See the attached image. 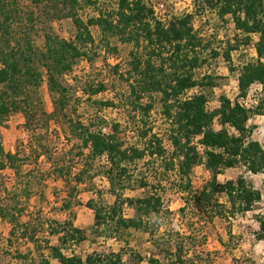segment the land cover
<instances>
[{"label": "trees", "instance_id": "trees-1", "mask_svg": "<svg viewBox=\"0 0 264 264\" xmlns=\"http://www.w3.org/2000/svg\"><path fill=\"white\" fill-rule=\"evenodd\" d=\"M109 1L114 4L111 9L100 6V0H29L30 6L18 0H0V127L14 113H22L26 125L34 116L45 123L50 119L59 122L68 130L66 140L74 141L72 147H77V157L82 159L73 177L75 184L89 176L97 159L105 158L100 174L106 179L113 200L104 203L97 193L98 199L86 202L85 206L93 212L92 240L120 241L131 229L148 235V264H214L215 259L206 247L205 228L216 218L229 220L245 214L261 200V192L250 179L239 176L220 184L216 176L235 166H241L249 175L264 173V149L252 139V128L246 126L253 113L264 114L263 105L248 109L238 101L247 96L253 84L264 87V0H192V13L172 16L166 23L154 17L144 0ZM42 7L51 16L49 22L70 21L73 29L70 38L48 32L41 46L34 44L32 8L40 11ZM89 8L94 9V14L83 18L81 12ZM207 14L233 25V37L221 52L227 63L231 51L241 46L252 44L255 54L253 60L238 69L237 97L231 100L221 96L215 110L207 109L216 86L215 78L208 73L196 76V70L210 68V61L220 54L192 24L194 16L204 18ZM91 28H96L104 41L96 43ZM253 36H257L256 41ZM110 39L131 47L126 69L119 72L117 64L111 67L112 73L126 82L128 91L117 103L104 102L93 99L106 91L103 83L86 79L78 87L77 78L72 77L73 94L80 90L79 103L90 114L85 121L73 119L67 114L71 90L63 82L64 76L79 60L92 67L101 50L116 52ZM228 69L236 70L231 66ZM44 78L52 98L51 113L45 112L39 93ZM193 89L197 92L187 96ZM155 94L159 96L164 135L154 132L149 125ZM118 104L126 108L127 116L138 118L140 125L135 126L141 145L124 147L118 122L112 123L107 133L103 132L107 123L100 111ZM214 122L220 127L218 130L213 128ZM164 139L170 144V152L165 150ZM197 144L203 146L202 152ZM41 154L44 153L38 156ZM20 160L17 151L4 152L0 144V171L10 168L19 174ZM158 160L164 163V177L169 172L176 176L175 188L183 201L176 211L164 205L159 184H149L147 178L134 176L138 162L150 164L153 169ZM198 165H203L211 178L199 190H193L190 175ZM53 171L65 185L70 184L68 175L63 173L70 171L68 165L64 167L56 161ZM153 178L157 181L155 174ZM135 186L146 189L143 196L125 197L124 191ZM23 192L8 199L14 201L21 195L28 198L29 189ZM221 194L225 201H221ZM124 206L132 209L134 216L127 217ZM64 207L70 208L67 203ZM23 211L0 202V220L7 216L14 220ZM257 224L256 238L264 242V219L258 217ZM22 226L25 228L22 238L35 245L38 254L35 264H51L50 259L59 264H124L123 247L118 252H92L85 257L65 253V249L71 251L70 247L90 240L86 231L75 227L71 219L49 230V235L56 236V242L50 244L45 239L43 248L48 255L37 245L36 231L29 233L27 223ZM136 257L142 260L140 255Z\"/></svg>", "mask_w": 264, "mask_h": 264}, {"label": "rangeland", "instance_id": "rangeland-1", "mask_svg": "<svg viewBox=\"0 0 264 264\" xmlns=\"http://www.w3.org/2000/svg\"><path fill=\"white\" fill-rule=\"evenodd\" d=\"M20 4L30 6L29 0H18ZM146 4L153 8H157L156 18L158 21L166 23L172 16H181L183 14L192 13V0H144ZM162 4V11H159L158 4ZM100 6L111 9L114 7L112 1L100 0ZM24 8V6H23ZM29 9V8H28ZM35 12V27L33 32V41L37 46L42 45L43 37L46 33L54 32L60 37L70 38L73 29L69 20L64 19L59 22H49L50 14L46 8H32ZM26 11L27 9L24 8ZM153 10V9H152ZM94 14V9H85L81 12V16L85 18ZM155 17V16H154ZM194 29L199 35L210 42V45L219 51V56L213 59L210 68L203 67L196 70V76L200 77L204 73H208L215 78L216 86L212 89L207 103L208 110H215L219 107V99L221 96L233 100L237 97V76L239 67L254 59L253 45L241 46L237 50L231 51L230 62L227 63L222 57V50L226 49V42L233 37L234 30L230 21H221L214 19L211 14L200 18L194 16L192 19ZM91 32L96 41H104L96 28H91ZM253 41L257 40V36L252 37ZM110 45L117 48L116 52H106L101 50L100 56L93 66L90 67L84 61H77L72 71L64 76L63 82L70 88L71 108L69 107L67 114L73 116V119L85 121L90 115L84 110V105L80 104V90L73 94V83L71 78L76 77V86L82 85L86 80L101 82L105 85L106 91L96 95L93 99L101 101H114L122 98L128 91L127 84L123 80L117 78L112 73V65L117 64L118 71L123 72L129 60L130 45L122 44L115 39H110ZM105 61V62H104ZM234 67L236 70L231 72L228 67ZM197 89L190 90L187 96L193 95ZM42 99L43 108L46 113L52 112V98L48 92L45 78L39 89ZM159 96H152L154 106L150 112L149 125L153 131L164 135V121L160 114ZM238 101L248 109H254L263 105L264 108V87L260 84H253L245 98H239ZM145 102V100H144ZM100 115L106 121V128L112 123H120L121 133L120 140L124 147L129 145H141L138 139V128L140 125L138 118L132 119L127 116V110L124 106L118 104L109 108H103ZM25 118L22 113H14L10 115L5 126L0 127V144L4 152H18L20 171L14 174L10 168L0 171V202L5 206H16L24 211L14 216V220L7 216L0 220V264H35L38 261V254L35 245L22 238L24 223L28 224V232L36 231L37 245L44 251V255H48L45 247V239L50 244L56 242V236L48 234L52 227L61 225L64 221L72 220L73 225L86 231L90 240L78 246L65 249L64 252L85 257L92 252L110 253L118 252L123 247L122 255L124 264H148L147 257L149 255L148 235L141 231L127 230L122 240L98 238L92 240L90 235V227L93 224V212L85 205L89 200L98 199L111 203L113 198L108 193V183L100 174L102 166L105 164V158L97 159L89 176L79 183H74V175L82 165V159L77 157V147H72L74 141L68 142L65 133L68 130L63 129L59 122L50 119L48 123L34 116L30 120V124H25ZM246 126L252 128V139L258 141L264 149V114L259 115L253 113L246 122ZM213 128L218 130L220 127L216 122ZM164 137V136H163ZM165 138V137H164ZM163 145L167 152L171 151L169 142L164 139ZM202 152L203 150H199ZM38 153H44L38 156ZM204 157V156H203ZM51 159V160H50ZM148 159V158H147ZM60 161L62 165L70 168V171H63L68 175L69 185H65L64 181L54 174V162ZM152 161V160H149ZM150 167V170H148ZM164 163L160 160L154 163L153 169L151 165L138 162L134 176L137 179L147 178L149 184L157 185L161 190L163 203L170 210L176 211L182 204V196L175 188L176 176L173 172L164 177ZM155 173H154V171ZM156 175L157 181L153 176ZM239 176H244L252 181L253 186L261 192V200L257 202L250 211L242 215L227 219H214L212 223L205 228L207 235L206 247L214 257V264H264V242L256 238L258 230L257 218L264 219V173L259 175H249L245 173L241 166L224 169L216 176V181L220 184L235 180ZM211 178V174L203 167V165L195 166L190 175L191 186L193 190H199L202 185ZM74 187V189H73ZM163 188V189H162ZM5 189V191H4ZM24 189H29L28 198H21L10 201L9 196L14 193L24 194ZM145 188L136 187L124 191L125 197H141L145 193ZM221 201H225L226 197L221 194ZM67 203L70 208L64 207ZM124 214L127 217L134 216L132 209L124 206ZM175 222L177 223L176 219ZM136 255H140L141 261L137 260ZM51 264H59L57 261L50 259Z\"/></svg>", "mask_w": 264, "mask_h": 264}, {"label": "built area", "instance_id": "built-area-1", "mask_svg": "<svg viewBox=\"0 0 264 264\" xmlns=\"http://www.w3.org/2000/svg\"><path fill=\"white\" fill-rule=\"evenodd\" d=\"M162 7H163V5L160 3V4H158V8H159V11L161 10L162 11ZM153 9V14H154V16H155V18H156V15H157V8L156 7H153L152 8ZM157 19V18H156ZM109 131V128H104L103 129V132H105V133H107ZM197 147H198V149L199 150H203V146L202 145H200V144H197Z\"/></svg>", "mask_w": 264, "mask_h": 264}]
</instances>
